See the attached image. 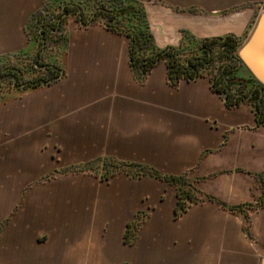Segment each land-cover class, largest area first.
<instances>
[{
  "label": "crops",
  "instance_id": "crops-1",
  "mask_svg": "<svg viewBox=\"0 0 264 264\" xmlns=\"http://www.w3.org/2000/svg\"><path fill=\"white\" fill-rule=\"evenodd\" d=\"M48 1L61 0H0V57L35 47L26 25ZM140 1L163 49L178 46L184 30L197 39L249 34L261 0ZM66 32L59 77L0 101V264H262L264 208L254 204L264 124L248 104L230 108L209 76L171 84L165 60L137 78L129 37L104 21L83 25L70 16ZM101 149L187 174L200 201L175 217V190L173 203L154 206L135 242L125 243L126 225L142 209L129 215L111 194L101 211L84 209L76 185L63 191L38 177L47 168L58 177L95 176L54 167L74 152L85 158L77 167L111 156L139 162L93 157Z\"/></svg>",
  "mask_w": 264,
  "mask_h": 264
},
{
  "label": "trees",
  "instance_id": "trees-1",
  "mask_svg": "<svg viewBox=\"0 0 264 264\" xmlns=\"http://www.w3.org/2000/svg\"><path fill=\"white\" fill-rule=\"evenodd\" d=\"M86 2H90L91 4L87 6ZM86 2L85 0H61L53 6H50L49 1L46 2L30 16L27 22L26 27L30 38L38 41V44L41 45L43 34L52 32L55 28L60 33L62 30H65L63 27L64 23L66 24L67 22L68 15L63 17L58 25V20L63 15L65 9L68 14L74 13L83 25H92L104 21L108 28L117 30V32L129 37L130 63L137 78L143 80L160 60H165L167 63L168 77L173 85H177L183 78L193 79L202 74L198 71L196 65H188L191 68H195V73L192 72V75L185 74L184 76L182 71L185 69V66L181 64V59L185 60L189 57L191 58L190 60H196L195 54L203 49L206 42L220 39L218 37L197 39L188 31L184 30L181 43L178 46H169L163 49L157 48L149 29L147 12L140 0H86ZM63 3L68 4L66 7H63ZM74 5L79 7L81 11L79 12ZM97 7H103L105 11L98 12L93 19L89 17V21H86L84 15H86L87 10L91 12ZM90 12L88 15H90ZM77 15H81L83 18L79 19ZM118 15L120 16L116 22V16L118 17ZM114 22L118 23V26L112 25ZM67 45L68 37L65 31L64 36L60 35L58 45L56 46L57 58L54 64L60 68V59L63 57ZM158 55L160 56L158 57ZM41 84L39 83L37 86ZM218 92L221 93L220 91ZM73 170L77 172H89L101 180L109 179L118 172H124L134 178L151 175L173 183L177 186V202L174 210L175 217L183 215L193 203L200 201L202 196L194 185L193 180L187 174L164 173L146 163L124 161L112 156L99 157L84 165L73 167ZM257 177L261 185V195L254 205L264 208V172L259 173ZM232 209L236 211L239 208L234 207ZM147 217L148 214L141 211L136 214L134 220L127 223L124 233L125 243L132 244L135 242L137 231ZM245 220L247 224H250L248 214L245 215Z\"/></svg>",
  "mask_w": 264,
  "mask_h": 264
},
{
  "label": "flooded vegetation",
  "instance_id": "flooded-vegetation-1",
  "mask_svg": "<svg viewBox=\"0 0 264 264\" xmlns=\"http://www.w3.org/2000/svg\"><path fill=\"white\" fill-rule=\"evenodd\" d=\"M67 4L68 3H63V7H66ZM74 7L77 8L79 12L81 11L76 5H74ZM262 9H264V0H261L259 5H257L253 24L258 13ZM104 11L103 7H97L90 12V15H88L89 11L87 10L84 16L86 21H89V17L93 19L98 12ZM66 16L68 19L70 16L76 18L74 13L68 14L65 9L63 15L58 20V25L62 21V18ZM119 16L120 15H118V17L116 16V22ZM78 18L81 19L83 17L79 15ZM116 22L112 25L118 26ZM64 25L66 24L64 23ZM247 36L248 34L245 36L228 34L218 37L220 39L217 41L206 42L203 49L195 54L196 60H190L191 58L189 57L185 60L181 59V64L185 66L182 73L184 76L185 74L192 75V72L195 73V68H191L188 65H196L198 71L202 73L199 76H209L212 78L215 89L224 95L230 108H236L245 103L248 104L250 112L260 125L264 124V86L259 83L249 72L247 67L238 60L237 54L239 47L246 40ZM42 37L41 45L38 44V41H35L40 49L36 53V60L33 67L10 66L1 70L0 87L2 86V79L7 76H12L11 89L16 90L34 88L39 83L43 84L59 77L61 68L54 64L57 54L55 53L54 56H49V49L51 47L56 49L60 39V31L55 28L54 31L43 34ZM159 56L160 55H158V57ZM36 65H39V67H36ZM26 75H29V77Z\"/></svg>",
  "mask_w": 264,
  "mask_h": 264
},
{
  "label": "rangeland",
  "instance_id": "rangeland-1",
  "mask_svg": "<svg viewBox=\"0 0 264 264\" xmlns=\"http://www.w3.org/2000/svg\"><path fill=\"white\" fill-rule=\"evenodd\" d=\"M86 2V0H85ZM91 3H87L86 5H90ZM51 11V10H50ZM48 11V12H50ZM90 12V11H89ZM51 13V12H50ZM60 35L64 36V32L67 29V23L64 25ZM40 47L36 44L35 47L31 49L12 55H4L0 57V71L6 69V67L10 66H25V67H33L35 62L36 53ZM58 52V50H57ZM56 53V49L51 47L49 49V56H54ZM57 58V56H56ZM19 64V65H18ZM39 67V65H36ZM33 74V73H32ZM35 74V70H34ZM33 74V75H34ZM29 77V75H26ZM12 76H7L2 79V86L0 87V101H4L7 98H10L15 95L21 94L25 89L16 90L11 89ZM105 153H111L114 155L121 156L122 158H128L131 160H136L141 163L145 162L144 155L139 156L134 152H128L124 150H99L95 152L93 157L98 155H104ZM77 153H70L69 155L63 154L61 157V161L56 164L61 172H69L73 170V164H79L85 160L84 157L78 156ZM59 157V156H58ZM89 157V158H88ZM92 156H87L86 160L90 159ZM77 162V163H76ZM149 162V161H148ZM79 166V165H78ZM52 169L47 168L44 172L40 173L38 177H43V181L45 185H49V183L56 182L61 184L62 189L70 186H77L78 192V205L82 206L84 209H92L96 208L98 211H101L102 205L109 204L104 198L106 195H113L115 200V205H120L122 208L126 209V212L131 215L133 212L142 209L145 213L150 214L153 207L156 205H170L173 203L175 190L177 191V186L173 183L167 182L163 179L156 178L151 175H145L142 177H138L139 179L129 178L123 173H117L115 177L112 179L100 180L98 177L78 173V174H68L64 176H55L56 173L51 171ZM57 177V178H55ZM132 177V176H131ZM42 182V181H41ZM39 182V183H41ZM37 184V183H35ZM64 191V189H63ZM70 201V200H69ZM68 204V199H62V206L66 208ZM112 206V205H111ZM81 208V207H79ZM149 216V215H148ZM121 264H136L132 263V261H123Z\"/></svg>",
  "mask_w": 264,
  "mask_h": 264
},
{
  "label": "water",
  "instance_id": "water-1",
  "mask_svg": "<svg viewBox=\"0 0 264 264\" xmlns=\"http://www.w3.org/2000/svg\"><path fill=\"white\" fill-rule=\"evenodd\" d=\"M237 54L238 60L264 86V9L258 13L251 31L239 47Z\"/></svg>",
  "mask_w": 264,
  "mask_h": 264
}]
</instances>
